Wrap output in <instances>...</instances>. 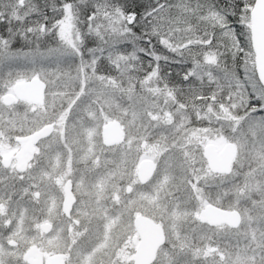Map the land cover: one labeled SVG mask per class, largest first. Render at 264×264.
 <instances>
[{"label": "snow or ice", "instance_id": "1", "mask_svg": "<svg viewBox=\"0 0 264 264\" xmlns=\"http://www.w3.org/2000/svg\"><path fill=\"white\" fill-rule=\"evenodd\" d=\"M0 264H264V0H0Z\"/></svg>", "mask_w": 264, "mask_h": 264}]
</instances>
